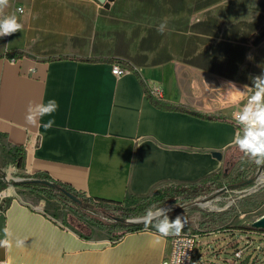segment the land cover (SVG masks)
Masks as SVG:
<instances>
[{
    "label": "crops",
    "instance_id": "crops-1",
    "mask_svg": "<svg viewBox=\"0 0 264 264\" xmlns=\"http://www.w3.org/2000/svg\"><path fill=\"white\" fill-rule=\"evenodd\" d=\"M13 13L23 29L0 38V139L20 174L88 198L142 202L166 187L199 185L235 161V124L169 107L233 118L247 96L227 85L243 90L264 72V0H10L5 14ZM115 64L130 72L115 76ZM153 87L163 92L152 95L158 106L147 97ZM53 98L58 110L40 123L54 126L27 124L28 105ZM69 210L13 185L0 191V240L7 229L11 242L0 259L169 264L172 236L153 228L112 241Z\"/></svg>",
    "mask_w": 264,
    "mask_h": 264
},
{
    "label": "rangeland",
    "instance_id": "rangeland-1",
    "mask_svg": "<svg viewBox=\"0 0 264 264\" xmlns=\"http://www.w3.org/2000/svg\"><path fill=\"white\" fill-rule=\"evenodd\" d=\"M6 148L0 139V171L5 176V181L17 189L29 190L13 184L32 179L18 172L17 163ZM233 155L234 165L227 166L224 173L199 185L179 186L184 187L186 192L176 194L158 205L170 208L171 218L180 215L186 219L187 223L181 234L198 236L194 264H199V261L229 264L227 260H236L234 254L237 250H244L243 258L237 264H264V229L254 226V223L264 217V167L251 161H242L243 154L239 150ZM173 187L163 188L156 193ZM192 187H198L199 190L188 191L187 188ZM156 193L142 202L130 199L118 207L102 211L92 208L79 210L75 204L65 206L70 209L69 213L73 211L83 222L109 231V237L114 241L130 232L153 229L146 227L143 222L128 221L143 219L144 212L133 211L137 206L148 202ZM88 217L96 223L91 222ZM97 223L107 227L102 228Z\"/></svg>",
    "mask_w": 264,
    "mask_h": 264
},
{
    "label": "clouds",
    "instance_id": "clouds-1",
    "mask_svg": "<svg viewBox=\"0 0 264 264\" xmlns=\"http://www.w3.org/2000/svg\"><path fill=\"white\" fill-rule=\"evenodd\" d=\"M10 0H0V37L10 36L18 31H22L23 24L19 22L16 13L5 14V9L9 7ZM17 11L22 12V9ZM168 30L167 18L161 21L156 31L164 34ZM251 58V57H249ZM227 89L234 96H247L246 103L239 111L233 113V118L240 131L236 133L232 143L235 144L243 158H248L257 166L264 167V72L252 77L251 86L244 85L240 90L234 83H229ZM59 108L58 102L53 98L47 103H30L27 107L25 120L27 124L40 126L44 132L50 130L54 124V119H48L40 123L44 117H52ZM170 208L158 205H151L144 212L141 222L146 227L155 228L161 237L179 236L187 223L183 216L177 215L174 219L169 216ZM5 231V239L0 240V247H11V242L7 238L8 232ZM159 239L154 241L158 245ZM24 241L17 240L16 246H23ZM186 256V251L181 255L178 264H182V259Z\"/></svg>",
    "mask_w": 264,
    "mask_h": 264
},
{
    "label": "trees",
    "instance_id": "trees-1",
    "mask_svg": "<svg viewBox=\"0 0 264 264\" xmlns=\"http://www.w3.org/2000/svg\"><path fill=\"white\" fill-rule=\"evenodd\" d=\"M146 93H147V97H148L149 101L153 105L158 106L159 105L158 101L155 100V98L152 96V94L150 92H148V91H146ZM169 109H171L172 111H180V112H183V113H187V114H189L191 116H194V117H197V118H200V119H203V120L229 121V122H232L233 124H235L237 126V124L230 118L208 116L206 114H203V113H200V112H197V111L186 110V109H181V108H177V107H169ZM237 128L239 129L238 126H237ZM18 164H19V162H18ZM0 177H1V180H0V191H3L11 183L5 181V179H4L5 176L1 173V171H0ZM31 179H32V181L21 182V183H13V184L15 186H17V187H23V188L29 189V190H31V191H33L35 193L43 194V195H45V196H47V197H49L51 199H54V200H57V201L61 202L62 204L67 205V206H68V204H75L66 195H64L61 191H59L58 189H52V188H48V187H46L44 185H40V184L34 183L35 180L49 181V182L54 183L55 185L59 186L60 188L66 189L70 193H72L75 196H77L82 202L81 205L75 204L76 208H78L79 210L92 208V209H95V210H98V211H102V210H108L111 207H116V206L118 207L119 205L122 204V203L108 201V200H103V199L88 198L85 195H83L82 193H80V192L76 191L75 189H73L72 187H70V186H68L66 184H63V183L54 182V181H52L51 179H49L47 177H33ZM183 189H184V187H179L178 186V187H173V188L162 190V191L156 193L148 202L137 206L134 209L133 212H135V213H143V212H145V210L147 208H149L153 204L161 205L165 201L169 200L170 198H173V196H175L176 194H180V193L183 194L184 192H186ZM187 189H189L188 191H191V192H195V191L199 190L198 187H192V188H187ZM88 219L91 222L96 223V221L94 219H92L91 217H88ZM97 224H99L102 228H106L107 227L104 224H100V223H97ZM124 235H121L120 237H122Z\"/></svg>",
    "mask_w": 264,
    "mask_h": 264
},
{
    "label": "built area",
    "instance_id": "built-area-1",
    "mask_svg": "<svg viewBox=\"0 0 264 264\" xmlns=\"http://www.w3.org/2000/svg\"><path fill=\"white\" fill-rule=\"evenodd\" d=\"M18 9H22L21 7L16 8L17 14L24 13V10L22 12L17 11ZM9 36L0 37L2 39H7ZM12 63H15L17 61L16 58L12 57L9 59ZM129 69L125 67L122 64H115L112 69V73L117 76L121 77L127 73H129ZM150 93L155 96L158 99H161L163 97V92L158 87H153L150 90ZM232 120L235 122L234 118ZM236 123V122H235ZM1 180V177H0ZM197 237L196 235L192 234H180L179 236H173L172 237V249L169 257V264H178V261L181 258V255L184 251H186V256L182 259V264H194L195 260V253H196V245H197ZM239 243V242H238ZM244 250H237L234 254L236 260H227L229 264H237L239 260L243 258ZM0 264H8L6 260L0 259ZM199 264H219L214 263L210 261L201 262L199 261Z\"/></svg>",
    "mask_w": 264,
    "mask_h": 264
},
{
    "label": "water",
    "instance_id": "water-1",
    "mask_svg": "<svg viewBox=\"0 0 264 264\" xmlns=\"http://www.w3.org/2000/svg\"><path fill=\"white\" fill-rule=\"evenodd\" d=\"M100 2H105L106 0H99ZM213 156L221 159L222 155L220 153H213ZM34 183L36 184H40V185H44L48 188H52V189H58L59 191H61L64 195H66L73 203L81 205L82 202L81 200L75 196L74 194L70 193L69 191H67L64 188H60L59 186L55 185L54 183H51L49 181H45V180H35ZM120 221L124 222L126 220L124 219H119ZM142 219L140 220H135V221H128L131 223H137V222H141ZM254 226L258 229H264V217H262L259 221H257L256 223H254Z\"/></svg>",
    "mask_w": 264,
    "mask_h": 264
},
{
    "label": "bare ground",
    "instance_id": "bare-ground-1",
    "mask_svg": "<svg viewBox=\"0 0 264 264\" xmlns=\"http://www.w3.org/2000/svg\"><path fill=\"white\" fill-rule=\"evenodd\" d=\"M6 195V194H5Z\"/></svg>",
    "mask_w": 264,
    "mask_h": 264
}]
</instances>
